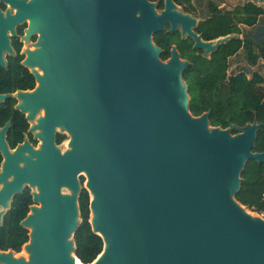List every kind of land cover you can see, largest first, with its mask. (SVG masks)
I'll use <instances>...</instances> for the list:
<instances>
[{
  "label": "water",
  "instance_id": "95a60500",
  "mask_svg": "<svg viewBox=\"0 0 264 264\" xmlns=\"http://www.w3.org/2000/svg\"><path fill=\"white\" fill-rule=\"evenodd\" d=\"M30 17L38 86L19 108L30 119L44 111L42 145L12 151L0 136V225L15 196L37 189L22 221L30 257L0 250V264H84L73 240L82 174L104 241L91 264H264V219L236 199L248 162L264 163L254 152L264 124L194 116L189 62L176 46L163 61L154 42L170 24L207 57L238 35L204 41L172 0L161 13L149 0H33ZM57 128L71 136L65 151Z\"/></svg>",
  "mask_w": 264,
  "mask_h": 264
},
{
  "label": "trees",
  "instance_id": "16d2710c",
  "mask_svg": "<svg viewBox=\"0 0 264 264\" xmlns=\"http://www.w3.org/2000/svg\"><path fill=\"white\" fill-rule=\"evenodd\" d=\"M182 5L189 6L190 0H179ZM190 11V9H187ZM235 13V14H234ZM234 13H214L202 21L197 32L204 40H214L230 34H241L240 25L254 26L264 10L251 4L238 8ZM154 42L164 50L161 58L167 61L171 57V49L176 46L182 59L189 62L184 80L189 87V110L194 116L211 112L210 122L213 127L229 128L231 125L244 127L249 123L264 124V100L252 89L254 84L264 83V78L257 74L249 79L246 72L229 76V59L244 49L247 61L255 66L264 59V42L256 43L245 37L232 39L223 44L210 56H204V50L193 48L191 39H182L181 35L162 31L154 36ZM31 79L23 87L32 88ZM239 131L234 130L233 134ZM65 137L59 136L58 144ZM264 151V126L258 133L254 152ZM2 156L0 154V165ZM242 184L236 199L252 212L264 210V163L249 161L242 173ZM90 194L83 188L79 197L80 224L73 235L74 254L84 264L93 263L104 249L103 238L94 233L90 223ZM34 204L32 190L26 187L23 193L15 196L10 209L0 225V250H12L16 254L22 252L29 242V230L22 226V221Z\"/></svg>",
  "mask_w": 264,
  "mask_h": 264
},
{
  "label": "flooded vegetation",
  "instance_id": "af4514ba",
  "mask_svg": "<svg viewBox=\"0 0 264 264\" xmlns=\"http://www.w3.org/2000/svg\"><path fill=\"white\" fill-rule=\"evenodd\" d=\"M149 1L156 4V11L158 13H161L166 9L167 0ZM172 1L177 5L179 12L188 14L197 19V27L194 29L195 32H197L199 24L202 21L211 18L214 13H234L238 8H244L251 4L257 5L264 10V0H257L258 2L255 0H206L205 6H202L201 3L199 5L196 4V0H190L189 6L180 4L179 0ZM32 2L33 0H0V136L2 135L4 141L12 151L26 143H29L35 148H38L42 145V139L38 137L40 130L36 129V126L39 123V119L43 116L44 111L42 109L37 111L34 118L30 119V112H23L19 108V106L24 103V100L21 97L22 94L33 92L38 86V80L33 74L32 68L26 64V61L29 57L28 52L37 49L36 44L38 43L40 37L39 32L32 35L29 33L32 22L30 17ZM187 9H190V11ZM203 11L206 13H204V16L199 19L197 15L199 13L202 14ZM263 17L264 13L259 16V20ZM262 26H264V23H262ZM259 27H261V23L259 21L254 26L242 24L240 25L242 30L241 34L234 33L227 36L238 35L237 38L244 39L247 37L256 43H261L264 42V31L258 37H255L253 34V32H257ZM170 28V24H167L164 31H169ZM244 31L246 32L244 33ZM180 32L181 31L179 27L176 33L181 35ZM221 38L224 37L214 40H204L202 35V39L204 41L216 42ZM185 39H191L193 41V39L189 37H186ZM193 43L194 48L195 42L193 41ZM235 56L229 59V63L230 60ZM263 65L264 59H261L255 66L249 64V66L253 69H255V67L259 68ZM36 69L38 70V68ZM229 71L228 75L232 76ZM40 72L43 74L42 71ZM241 72H246L248 78L250 75H252V77L249 79H253L255 75L259 74L257 72L250 73L248 68ZM262 77L264 78V76ZM31 79L34 81V86L32 88H24L23 86ZM255 85L256 84L252 86V89ZM256 95L264 100V97L262 98L260 95ZM55 134L57 146H66L67 149V143H69L71 136L67 132L62 131L60 128L56 129ZM59 136L65 137L61 144H58ZM0 154L2 156V162L0 165L1 171L4 157L1 152Z\"/></svg>",
  "mask_w": 264,
  "mask_h": 264
},
{
  "label": "rangeland",
  "instance_id": "374dc122",
  "mask_svg": "<svg viewBox=\"0 0 264 264\" xmlns=\"http://www.w3.org/2000/svg\"><path fill=\"white\" fill-rule=\"evenodd\" d=\"M256 2H258L257 0H255ZM202 6H205L206 4V0H196V4H200ZM204 13H206L205 11L201 13H199L197 15V17L200 19L204 16ZM259 22L261 23V27L258 28L257 32H253V34L255 35V37L259 36L261 33H263L264 31V26H262V23H264V17L261 18L259 20ZM254 31V30H253ZM246 31H244L245 33ZM251 33V32H250ZM230 73L231 75H235V74H238L239 72L243 71V70H246V68H248V70H250V73H259L261 74L262 76H264V65L261 66V67H255V69L251 68L248 64V61H247V57H246V53L244 50H242L237 56H235L233 59L230 60ZM252 75L249 76V78H251ZM253 91L255 94H258L260 95L262 98L264 97V83L262 84H256L254 87H253ZM61 129V128H60ZM63 131V129H61ZM62 151H65L66 150V146H58ZM86 181H87V177L82 174L80 176V182H81V189L85 188V184H86ZM32 192H37V189L36 188H31ZM62 193L63 194H71L70 190L69 189H62ZM40 206V205H39ZM79 222H80V216H79ZM23 252V251H22ZM21 252V253H22ZM21 256H23V254H19ZM25 256H27V254H24Z\"/></svg>",
  "mask_w": 264,
  "mask_h": 264
},
{
  "label": "bare ground",
  "instance_id": "6f19581e",
  "mask_svg": "<svg viewBox=\"0 0 264 264\" xmlns=\"http://www.w3.org/2000/svg\"><path fill=\"white\" fill-rule=\"evenodd\" d=\"M70 145V141H69V143H67V149H68V146ZM22 253L20 252V253H17V255L18 256H21V255H19V254H23V256L26 258V259H28L29 257H30V255H29V253L27 252V250H25V248H23L22 249ZM24 254H27V256H25Z\"/></svg>",
  "mask_w": 264,
  "mask_h": 264
},
{
  "label": "built area",
  "instance_id": "2783aa9c",
  "mask_svg": "<svg viewBox=\"0 0 264 264\" xmlns=\"http://www.w3.org/2000/svg\"><path fill=\"white\" fill-rule=\"evenodd\" d=\"M253 213L264 219V210L258 213L256 212H253Z\"/></svg>",
  "mask_w": 264,
  "mask_h": 264
}]
</instances>
